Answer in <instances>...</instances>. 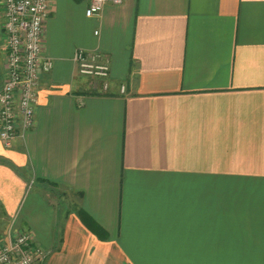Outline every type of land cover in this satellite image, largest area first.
<instances>
[{
  "label": "crops",
  "instance_id": "1",
  "mask_svg": "<svg viewBox=\"0 0 264 264\" xmlns=\"http://www.w3.org/2000/svg\"><path fill=\"white\" fill-rule=\"evenodd\" d=\"M88 5L53 0L35 126L0 142V244L31 232L41 264H264V0Z\"/></svg>",
  "mask_w": 264,
  "mask_h": 264
},
{
  "label": "built area",
  "instance_id": "2",
  "mask_svg": "<svg viewBox=\"0 0 264 264\" xmlns=\"http://www.w3.org/2000/svg\"><path fill=\"white\" fill-rule=\"evenodd\" d=\"M105 3L106 0H89L86 15H99ZM52 5L53 0H2L7 52L0 84V142L6 148L36 123L38 86L42 75L54 67L53 59L43 53L45 25ZM74 60L79 74L103 79L104 87H108L110 65L100 52L79 49ZM121 89L124 91L125 86ZM43 256L44 249L34 243L28 231L9 236L0 244V264H41Z\"/></svg>",
  "mask_w": 264,
  "mask_h": 264
},
{
  "label": "rangeland",
  "instance_id": "3",
  "mask_svg": "<svg viewBox=\"0 0 264 264\" xmlns=\"http://www.w3.org/2000/svg\"><path fill=\"white\" fill-rule=\"evenodd\" d=\"M5 42V38H4V41L3 40H1L0 41V54H2V50H3V43ZM148 195V193L145 191V190H143V192H142V195L143 196H147L146 194ZM144 199H148V198H145L144 197ZM159 200V199H158ZM150 198H149V200H147V201H144V203H143V206H145V207H150L151 208V206L152 207H154V208H158V209H160L161 211H162V213H163V217H164V203H160L159 201L157 202V203H155V204H150Z\"/></svg>",
  "mask_w": 264,
  "mask_h": 264
},
{
  "label": "trees",
  "instance_id": "4",
  "mask_svg": "<svg viewBox=\"0 0 264 264\" xmlns=\"http://www.w3.org/2000/svg\"><path fill=\"white\" fill-rule=\"evenodd\" d=\"M17 170H19V169L17 168ZM83 217H84V220L87 222V224H89L90 226H91L92 223L95 224V221L87 213H84Z\"/></svg>",
  "mask_w": 264,
  "mask_h": 264
}]
</instances>
